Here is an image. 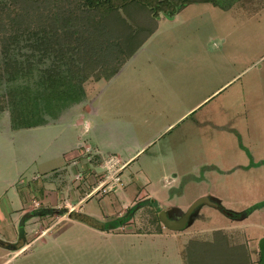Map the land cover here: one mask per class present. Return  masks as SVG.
Returning <instances> with one entry per match:
<instances>
[{
  "label": "rangeland",
  "instance_id": "obj_1",
  "mask_svg": "<svg viewBox=\"0 0 264 264\" xmlns=\"http://www.w3.org/2000/svg\"><path fill=\"white\" fill-rule=\"evenodd\" d=\"M254 2L260 8L251 13L242 2L227 11L190 4L171 19L136 6L121 9L136 42L153 20L157 28L116 73L108 75L111 68L101 64L99 80L90 74L82 101L60 121L12 129L8 110L0 111V264H183L179 250L191 236L247 224V237H264V0ZM78 113L89 124L80 139L88 151L78 147ZM73 147L82 155L78 163L89 156L94 166L106 154L124 161L140 150L122 168L121 189L98 191L82 203L84 214L95 215L84 223L58 219L63 206L33 201ZM71 175L61 178L65 196L97 185L81 172L75 175L80 183L71 182ZM105 176L103 169L95 178ZM137 187L154 202L126 206ZM205 193L222 209L248 217L228 218L202 205L184 229L161 225L154 233L157 200L177 217ZM24 204L32 214L18 217ZM259 239L251 248L257 252Z\"/></svg>",
  "mask_w": 264,
  "mask_h": 264
},
{
  "label": "trees",
  "instance_id": "obj_2",
  "mask_svg": "<svg viewBox=\"0 0 264 264\" xmlns=\"http://www.w3.org/2000/svg\"><path fill=\"white\" fill-rule=\"evenodd\" d=\"M254 1L0 0V111L8 110L12 129L45 125L82 101V83L90 74L105 65L111 68L108 75L116 73L156 29L152 19L146 37L136 42L138 33L121 9L136 6L155 19L160 14L171 19L198 3L227 11L242 2L246 13L256 12ZM99 78L97 73L94 79ZM156 213L153 231L159 234ZM179 254L183 264L249 263L244 244L224 230L189 238Z\"/></svg>",
  "mask_w": 264,
  "mask_h": 264
},
{
  "label": "crops",
  "instance_id": "obj_3",
  "mask_svg": "<svg viewBox=\"0 0 264 264\" xmlns=\"http://www.w3.org/2000/svg\"><path fill=\"white\" fill-rule=\"evenodd\" d=\"M157 28V27H156ZM91 110V109H90ZM85 112V110H84ZM77 117H79V120H81L79 123L78 122H73V126L74 127H78L79 125H83V130H81L79 127L78 129V133L76 134L77 137V141L79 139L78 143V147L80 148H84V147H89L91 148L86 142H83L84 140H80L83 137V133L87 132L89 130V124L88 122L85 120L83 121V113H78ZM63 117L57 119L55 122L60 121ZM74 119V118H72ZM53 122V123H55ZM50 123V124H53ZM43 126V125H40ZM39 127V126H36ZM33 127V128H36ZM76 147L72 148L69 151V155L64 158L65 160V167L64 168H59V171L56 172L57 170H51L53 171V175H52V179H50L49 181H46L45 179L41 181L42 186L40 188H42L41 191V195H40V202L36 201L38 203H43L46 206H55L56 208H59L60 206H63L64 208V212H62L61 214H56L58 215V219L63 218V217H67V218H71L73 219V221L80 222V223H84L85 221H87L88 218L91 217H95V215H89L87 216L86 214H84L83 212V207H82V203L84 201H86L87 198H89L90 196L87 195V193H89L91 190L89 189L88 191H81L79 192L78 190L76 192H74L72 189L69 190L67 196H65L62 193V186L64 185L65 181H61V178L65 179V175H67V173H69L70 175L73 173V175H71V182L72 181H77V183H80L79 178H75V175L78 172H81L83 175H85V177H89V180H87V182H93L95 185L97 184V178L96 175L98 174L99 171H101V168L99 165H93L92 163L90 164L89 161V156H87V162L84 161L83 164H81L80 162L78 163L77 159L80 158L82 155L78 150H75ZM98 149H94L95 151V156H97L98 154ZM85 151V149H83ZM140 151L137 150L134 154L128 155L126 157V159L123 161L119 156H117L116 154H106L105 156H109V155H114L115 157H117L119 159V161L122 162L123 165V169L127 166V163L133 159V157L136 155V153ZM65 151H59L58 155H62ZM105 156H103L102 158H104ZM99 157V156H98ZM101 157L97 158L98 161H100ZM96 160V159H95ZM94 160V161H95ZM97 160L95 161L98 162ZM68 168V171H67ZM122 169V170H123ZM121 170V171H122ZM60 172V173H59ZM59 173V176H55ZM121 173V172H120ZM60 177L59 181L57 182V179ZM54 186V189H52L51 186ZM20 188H22V184L18 185ZM48 186V187H47ZM81 188V187H80ZM138 190L136 191L135 195H134V199L132 201H129L128 198L126 197L127 201V205L133 204L134 200L137 199H152L153 202L155 200L154 195H152V193H148L146 192L143 188L141 187H137ZM82 189V188H81ZM83 193V195L81 194ZM124 193V191H123ZM209 194V193H208ZM203 195H207V193L202 194ZM210 195V194H209ZM152 200H150L152 202ZM33 201L35 202V200L33 199ZM28 206H30L29 204H24L21 205V208L19 209V213H18V217L19 216H23V215H27L28 212H31L30 209L28 208ZM158 209H169L171 211V206L167 203H163L162 201H158L157 200V206ZM188 207V205H184L183 209L185 211V209ZM28 208V209H27ZM32 214V212H31ZM18 217H16L15 221L18 220ZM248 217V215L242 217V219H240L241 221L245 220ZM253 223H251L250 225H252ZM161 225V224H160ZM255 225V224H254ZM247 224H243L242 227L240 228L239 226H228L227 228L224 229H216V230H224L225 232H227L228 234H231L232 236H236L235 241L237 242H242L245 246V248L247 249L248 252V256H249V263L248 264H257V260H258V256H259V251L257 252L255 249H251L252 246L255 244V240H257L258 238H261L262 236L257 235L254 236L255 238L251 237H247L243 231V228L247 227ZM256 226H260L259 224H256ZM89 228L91 229H95L93 226L88 225ZM214 231V230H213ZM212 232V231H211ZM210 233V232H209ZM206 233V234H209ZM206 234H202V235H194L191 237H196V236H203ZM189 237V238H191ZM188 238V239H189ZM187 239V240H188ZM242 240V241H241ZM9 247V246H7ZM258 247V246H257ZM10 248V247H9ZM22 249V246L20 248H18V251H20Z\"/></svg>",
  "mask_w": 264,
  "mask_h": 264
},
{
  "label": "water",
  "instance_id": "obj_4",
  "mask_svg": "<svg viewBox=\"0 0 264 264\" xmlns=\"http://www.w3.org/2000/svg\"><path fill=\"white\" fill-rule=\"evenodd\" d=\"M202 205H207L215 209H219L224 215L232 219H241L237 214L222 209L219 202L214 200L209 195H203L196 198L186 209L181 212L177 217L171 213L169 209H159L157 211V218L163 228L169 231H180L184 229L188 224L190 217L194 214L198 208ZM258 251L260 254L259 264H264V237H261L258 241Z\"/></svg>",
  "mask_w": 264,
  "mask_h": 264
},
{
  "label": "built area",
  "instance_id": "obj_5",
  "mask_svg": "<svg viewBox=\"0 0 264 264\" xmlns=\"http://www.w3.org/2000/svg\"><path fill=\"white\" fill-rule=\"evenodd\" d=\"M85 151H88L85 147ZM102 164L100 165L101 170L106 171V176L103 180L97 182V185L91 189L87 195H93L94 193L100 191L105 192L106 190L121 189V181L119 178L120 172L123 165L120 163L119 159L114 155H109L101 159ZM79 177V175H78ZM36 206L39 204L35 201Z\"/></svg>",
  "mask_w": 264,
  "mask_h": 264
}]
</instances>
